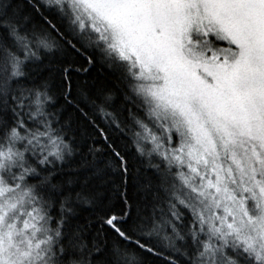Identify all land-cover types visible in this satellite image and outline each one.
Instances as JSON below:
<instances>
[{
  "label": "snow or ice",
  "instance_id": "snow-or-ice-1",
  "mask_svg": "<svg viewBox=\"0 0 264 264\" xmlns=\"http://www.w3.org/2000/svg\"><path fill=\"white\" fill-rule=\"evenodd\" d=\"M0 264H264V0H0Z\"/></svg>",
  "mask_w": 264,
  "mask_h": 264
}]
</instances>
